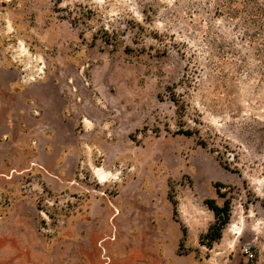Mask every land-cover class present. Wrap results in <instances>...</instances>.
<instances>
[{
    "label": "rangeland",
    "instance_id": "rangeland-1",
    "mask_svg": "<svg viewBox=\"0 0 264 264\" xmlns=\"http://www.w3.org/2000/svg\"><path fill=\"white\" fill-rule=\"evenodd\" d=\"M0 264H264V0H0Z\"/></svg>",
    "mask_w": 264,
    "mask_h": 264
},
{
    "label": "trees",
    "instance_id": "trees-1",
    "mask_svg": "<svg viewBox=\"0 0 264 264\" xmlns=\"http://www.w3.org/2000/svg\"><path fill=\"white\" fill-rule=\"evenodd\" d=\"M71 20L75 24L79 23V22H80V24H82L80 21L81 19H79V18L72 17ZM103 33H104V35L102 37L103 42L105 44L116 46L117 41H113L114 39L111 38V34L104 29H103ZM112 42H114V43H112ZM174 103L176 104V107H178L177 114L179 115L180 121L182 122V119H183L184 113H185V107L183 105H179L176 100H174ZM177 133L180 135L189 136V137L195 136L198 138V144L202 147H206L205 141H203L202 139L199 138L200 133H199L198 128H195V129L191 128V127L187 128V129L181 128L177 131ZM215 153L218 157L219 164L224 169H228L227 163L223 162L221 160L220 151L216 150ZM219 186H220V184H218V187ZM216 192L219 193V189L216 188ZM204 203L207 206V208L213 213L214 222L212 225H210L208 230L203 235L200 236L199 242L201 245L206 246L207 248H211L213 243H215L216 241H218L221 238L222 231H223L224 227L229 223L230 213H231V201L229 198H225L222 206H219L215 202L214 199H206L204 201Z\"/></svg>",
    "mask_w": 264,
    "mask_h": 264
},
{
    "label": "crops",
    "instance_id": "crops-1",
    "mask_svg": "<svg viewBox=\"0 0 264 264\" xmlns=\"http://www.w3.org/2000/svg\"><path fill=\"white\" fill-rule=\"evenodd\" d=\"M29 170H31V168H30V167H28L27 169H25V171H29Z\"/></svg>",
    "mask_w": 264,
    "mask_h": 264
}]
</instances>
